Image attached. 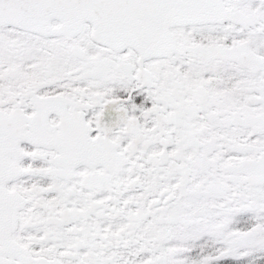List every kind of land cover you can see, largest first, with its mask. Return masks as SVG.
Instances as JSON below:
<instances>
[{
    "label": "snow or ice",
    "instance_id": "obj_1",
    "mask_svg": "<svg viewBox=\"0 0 264 264\" xmlns=\"http://www.w3.org/2000/svg\"><path fill=\"white\" fill-rule=\"evenodd\" d=\"M0 264H264V0H0Z\"/></svg>",
    "mask_w": 264,
    "mask_h": 264
}]
</instances>
